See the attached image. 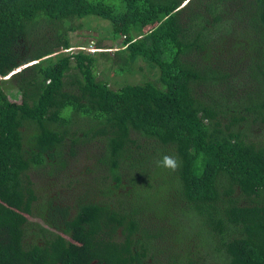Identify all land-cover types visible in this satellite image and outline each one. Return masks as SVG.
Returning a JSON list of instances; mask_svg holds the SVG:
<instances>
[{"label": "trees", "instance_id": "1", "mask_svg": "<svg viewBox=\"0 0 264 264\" xmlns=\"http://www.w3.org/2000/svg\"><path fill=\"white\" fill-rule=\"evenodd\" d=\"M90 18L122 39L103 61L129 72L141 59L157 83L115 90L97 74L110 51L67 50L72 20ZM240 51L264 86V0H0V264H158L165 253L136 236L168 229L149 198L139 204L157 185L173 192L174 218L201 225L208 264H264V145L242 132L244 116L227 117L236 103L197 92L220 79L232 95ZM230 60L234 72L217 67ZM250 102L261 115L264 93ZM87 138L96 151L84 165L75 144ZM164 154L181 167H157ZM180 242L175 264H195Z\"/></svg>", "mask_w": 264, "mask_h": 264}, {"label": "rangeland", "instance_id": "2", "mask_svg": "<svg viewBox=\"0 0 264 264\" xmlns=\"http://www.w3.org/2000/svg\"><path fill=\"white\" fill-rule=\"evenodd\" d=\"M107 1L115 5H117L118 3V0ZM71 25L75 26L76 28L75 30L73 29L72 31L68 32L71 47L67 50H71L70 52H74L79 49H82L90 53L95 50L110 51L107 52L108 55L104 54L98 56L100 59L99 63L97 64V74L99 79H107L111 88L116 90L125 84H136L144 81H152L157 83V70L141 59H138L134 63L132 69L129 72L128 67L129 65H131V63L129 62L124 64L123 60L116 61L112 63L114 64L113 66L111 65V63L102 60V58L108 60L107 56L114 57V50H118L119 47L121 48L122 40L121 38H119L116 42H112L108 38L109 24L106 21L97 18H90L89 20L73 19ZM52 29V26L46 29H38L37 31H41V33L39 34L37 39L43 38V35L45 37H48V35L50 36V32L52 31ZM96 44H99V47H95ZM40 45H43L42 41H39L36 44V47H40ZM59 51H66V49H60ZM59 51H56L53 54H56ZM243 52L244 51L238 52L236 56V58H245L244 65L242 64L241 67L242 69L239 73L236 74L238 78L234 80V74H232V76L229 78L232 84L231 91H234L232 95L226 94L225 81L220 79L212 80V86L209 89H207L205 85L199 84V87H197V92L199 94H202V96L207 101L219 100L220 94L221 97L225 98L227 102L236 103L235 107H233L229 111H226L227 117H230L233 114L237 117L244 116L245 119L240 121L242 132L246 134L249 140H253L261 145H264V110H262L261 115H259V113L255 111H246L245 109L246 107L251 105L250 98L254 101V103L257 104L258 100L262 97L264 93V86L261 80L262 76L261 72L257 70L256 66H254L255 64L251 63L249 67L247 66V59L249 60V53H247L248 55L245 56ZM24 66L26 65H23L21 67ZM121 66L123 67V70L121 72L116 71L115 67L119 69ZM217 67H220L222 70L228 69L229 73L235 71V65L233 64V62H231V60L220 63ZM14 100L18 102L20 101V99L18 98H15ZM237 103H239V105ZM79 122L80 121H77V123ZM73 132L74 121L71 125V134L70 138L67 141L68 144L74 143L72 140ZM80 136H82L81 133ZM83 140L76 143L75 147L78 150V156L79 159L82 160V164L88 165L92 162L87 160L88 152L94 153L96 151V147L93 139L87 138L84 142ZM145 144L148 145V147H153V142L151 139H146ZM70 158L71 156H69L68 160ZM67 173H69L70 176L74 175V163L70 165L67 170ZM72 177L74 178V176ZM163 183L167 186V183ZM43 184L44 186H46L45 183ZM159 186L160 185H157V191L154 196L141 197L139 199V204L143 209H147L146 201L149 198L151 200V203H149L150 210H153L156 214L157 221L165 223L168 229L161 231V227L159 225H157L155 228L152 225L149 229V233L147 234L152 233V235H157V237L151 236V239L148 240L146 239V237L144 239L143 235L137 234L136 236L141 238L142 242L151 248L148 251V254H151L150 251L153 248L158 247H160L158 249L162 253H165V256H160L158 264H171L175 261V254L174 252H172V246L175 242L180 241L181 242L179 243V245H176L178 247L176 249V252L186 256L185 259H182L184 263H187L188 260L191 259L196 262L195 264L210 263L211 259L209 257L205 258V255L210 250V247L206 244H204V246L198 247L200 246V242L203 241L202 234L200 231L201 225L198 223L192 225V227L190 228V226L183 219H178L176 217L174 218L172 216V212L175 208V205L173 203V192H171L170 187L167 186L161 193L159 190ZM141 188L142 190L146 189V192L149 193V188H147V185H141ZM28 219L32 220L33 218L28 216ZM176 225H178V227H176ZM190 241H193L194 243H191ZM159 242L161 243L160 245L158 244ZM222 256L224 257V255ZM164 257L166 258L164 259ZM213 264L222 263L218 259H215L213 260Z\"/></svg>", "mask_w": 264, "mask_h": 264}, {"label": "clouds", "instance_id": "3", "mask_svg": "<svg viewBox=\"0 0 264 264\" xmlns=\"http://www.w3.org/2000/svg\"><path fill=\"white\" fill-rule=\"evenodd\" d=\"M100 51V50H96ZM157 167L167 169L171 172L177 171L181 167V161L176 155L164 154L156 161Z\"/></svg>", "mask_w": 264, "mask_h": 264}, {"label": "snow or ice", "instance_id": "4", "mask_svg": "<svg viewBox=\"0 0 264 264\" xmlns=\"http://www.w3.org/2000/svg\"><path fill=\"white\" fill-rule=\"evenodd\" d=\"M188 2V0H185V3H187Z\"/></svg>", "mask_w": 264, "mask_h": 264}]
</instances>
